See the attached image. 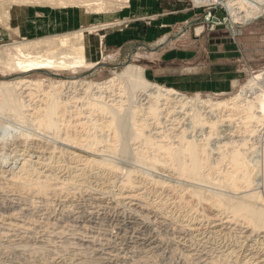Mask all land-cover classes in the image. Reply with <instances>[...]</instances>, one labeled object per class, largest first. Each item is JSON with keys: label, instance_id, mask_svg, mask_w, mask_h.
<instances>
[{"label": "bare ground", "instance_id": "6f19581e", "mask_svg": "<svg viewBox=\"0 0 264 264\" xmlns=\"http://www.w3.org/2000/svg\"><path fill=\"white\" fill-rule=\"evenodd\" d=\"M4 1L18 4V9L40 5L77 9L87 14L120 10L130 3V0ZM256 3L245 15H239L238 5L235 6L241 0H229L226 4L233 21L241 20L247 25L264 12V0ZM204 29L200 25L195 32L200 35ZM84 37L82 30L7 45L0 49V70L22 76L33 71L54 75L49 70H92L98 63L88 59ZM26 77H0V115H8L26 126L12 135L19 140L8 145L9 152L4 144L8 135L0 133L3 144L0 198H21L28 202L40 199L48 204L51 198L65 192L84 190L103 200L116 187L110 205L94 202L86 215L74 213L75 220L86 223L109 214L113 230L128 228L130 224L135 226L134 230H141L150 218L145 213L150 206L153 210H148L155 213V219L163 218L161 227L167 233L147 232L129 243L113 230H105L108 237L104 239L99 237L101 233L85 234L84 224L75 227L71 238L66 236L69 240L66 238L62 244H57V236L48 235L49 232L37 243L33 220L18 218L22 207H12L0 212V237H11L15 247L11 249L13 246L9 244L8 248L14 261L24 254L19 264H166L160 251L167 248L165 236H168L171 252L180 256L174 264H189L193 252L200 256L201 264H264V70L253 75L234 97L218 100L204 99L199 94L189 96L174 87L152 82L145 67L130 62L102 82L54 78L47 82ZM39 134L55 142H45ZM68 141L99 153L91 152L80 160L75 155L66 163L65 152L58 150L56 154L59 145L56 143ZM118 158H131L135 165L145 166V170L123 169ZM165 176L183 181L182 186L169 184ZM148 184L163 190L171 188L173 192L181 188L183 191H179L185 192L180 195L181 201L190 196L191 210L172 222L178 227L174 229L178 230L177 236L170 237L167 231L173 225L170 228L165 222L166 203L147 201ZM194 202L202 206L203 218L212 224L207 233L192 231L198 221L193 214ZM227 224L242 226L247 233L242 236L244 239L231 237L224 228Z\"/></svg>", "mask_w": 264, "mask_h": 264}, {"label": "rangeland", "instance_id": "374dc122", "mask_svg": "<svg viewBox=\"0 0 264 264\" xmlns=\"http://www.w3.org/2000/svg\"><path fill=\"white\" fill-rule=\"evenodd\" d=\"M17 6L18 4H12L11 2L8 3L7 1L0 0V32H2V34L6 32L13 33L14 31L18 33V34H14V36L0 37V49L7 48V45H10L16 42H27L31 40L45 39L47 37H58V36L72 34L73 32H77V31L80 32L84 30L85 37L82 38V40L84 41L86 45V49H87L85 53L90 61L97 62L98 65L94 67L92 70L83 69V70H78L76 72H73V71H60L59 72V71L49 70V72L54 73V75L53 74L50 75L46 71H33V72L27 73L22 76V75H16L15 73H12V74L3 73V70L1 69L0 77H4V79L5 78L10 79L13 77L20 78V77L27 76L26 78L28 79H38V80L47 79L45 80L47 82L50 81L48 80L49 78L83 79V80H88V81L90 80V81L102 82V81H106L112 78L114 76L115 71H119L126 63L130 62V63H134V64L141 65L143 67H146L148 71H150L148 72V74L146 71L147 78L150 81L178 89L175 86L178 85V86H181V88H185V85H188L192 82L190 81L189 83L188 81H185L183 79L181 81L180 80L176 81L170 78L168 75L162 74V72L171 71L174 74H179L178 72L183 71V69L186 68L184 66H191L192 71L196 70L199 73H203L207 69L208 65L219 64L222 62L221 64L224 63L223 65H225V67H223L225 71L227 72L230 71L231 73H234L237 80H239L236 82L234 88L226 92H217V93L202 92V91H186V90L184 91L182 89L181 90L178 89L189 96H195L196 94H199L204 99L212 98L214 100H218V99H227V98L234 97L237 94V92L240 91L242 86L246 84L253 77V75L257 74L259 71L264 70V17L245 25L242 28V33L239 34L235 39H232V34L230 30L226 28L225 26L224 28L218 27L216 29H213L214 24L211 22V18L206 19L207 9L195 7L191 0H130V3H128V5L124 6L120 10L103 11L101 13H90V14L84 13L77 9H74L71 11L64 10V9H61V10L54 9L51 6L34 5L31 7H28V9L25 8L24 6H22L21 9H18ZM184 8H188L185 12H189V13L193 12L194 15L192 14L193 15L191 16L192 18L189 20V23H187V25L184 28H183V22L176 25V27L174 26V28H172L175 31H177V33L180 31V29L181 31L177 35L171 37L170 41L180 40L181 43L187 41L190 49L194 53H196L195 54L196 58L194 59V61L192 63H188L189 65H183L185 64L183 61L184 59L179 58V56L177 55L178 56L177 60H179L180 63L173 64L176 58H173L172 63H171V60L169 61L170 58L168 57L169 52L166 53L167 58H165V60L164 59L160 60V58L158 57L157 58H147L145 55H151L154 52L162 51L167 46V43L162 44L160 46H156V41L158 38L153 41L149 39L147 43L146 36H149V38L150 36L153 37L154 34L152 33H154L157 30L155 29L156 28L155 23L159 21L158 20L159 17L155 15L158 13L164 14L163 16L165 17L168 15H178L181 12L180 10ZM157 9H161L160 12ZM34 11L36 12L34 13ZM215 15L222 18L225 16V13L223 11H218ZM28 18H32L36 21H39V20L45 21L46 22L45 29L47 28L48 29L46 31L43 30L37 33H32L30 35L29 34L21 35L20 30L22 26L24 25V23L26 22V19ZM48 21L51 23L52 21L57 22L55 29L52 28L51 24H49V27H48ZM106 24H110V25H106ZM200 25H204L205 29L201 32L200 35H197L195 32V29L197 26H200ZM77 36L79 35L77 34ZM223 39H226L227 42L229 40H232L234 42V44L230 45L231 50L226 52L224 56L223 55L220 56L221 58L210 57V53H209L210 51H208L209 50L208 45H214V44H219V45L224 44L225 45L227 42L217 43V40H223ZM170 41H168V43ZM181 43L177 44L179 47L177 48L178 50L182 48H186V47H183L184 44L182 45ZM146 44H149L151 49L146 48L145 47ZM198 46L200 48L199 50H197ZM135 50H137L140 53V55H136ZM177 53L179 54V51H177ZM170 63L172 64L171 66L173 67L175 66V67L169 68ZM179 65L181 67H179ZM173 71H176V73ZM153 72L155 74H158V73L161 74L159 75L160 77L156 76L155 79L150 77V75L151 76L153 75ZM1 121L3 122V125L0 124V133L1 134L6 133L8 135L7 137L9 139L6 140L8 142L6 143L5 141L4 144H6V148H7L6 151L9 152L8 148L10 146L8 147V145L13 144L16 140L17 141L19 140L18 136L17 138H13L12 135L14 134L16 135V133L19 132L18 130H23L25 129L26 126H23L22 124L21 125L18 124L13 119H11L8 115H4V116L0 115V122ZM31 128L32 127H29L28 129L30 130ZM88 130H89V127H88ZM39 136L45 142H50V143L55 142L53 139L48 140L47 136H44L42 134H39ZM82 138H85V134L82 135ZM56 144L57 145L59 144L58 147L56 148L57 149L56 154H59V151L61 150L62 152H65L64 154L67 160L65 161L66 163L71 162L72 161L71 158L74 157L75 155L79 156L77 160H80V159H84L86 157L85 155L87 156L90 155L91 152L99 153L96 150H92L88 147L78 145L70 141H68L67 143L58 142ZM0 145H3V144L1 143ZM118 162L121 164L123 169L135 167L139 170H145V166L135 165L137 163L134 162L133 159L131 158L130 159L118 158ZM80 163L81 161H79L76 164H80ZM5 169H8V167H5ZM158 176H162V175H158ZM166 177L167 176H165L164 178ZM167 178L168 179L166 180L169 182V184L171 183L178 187L182 186L183 181L177 179L176 177H170V178L167 177ZM150 185L151 184H148V186H146V189H145V194L147 196L144 194L145 197L148 199L147 201L150 203L152 202H155V203L165 202L166 203L165 211L168 214L167 215L168 219L165 220V222L171 225L170 228L172 227V225L174 227V228L172 227L171 230L167 228V231L170 234V237L172 235L177 236L179 234L178 230H174L177 226L175 224H172V222L174 221L173 219L182 218V215L184 214L186 210L188 209L191 210V208H189L190 206L188 207L189 205L188 202L191 199L190 196H187L189 198L186 197V201H181L180 195L185 193V192H182V193L180 192V191H183L181 188L178 189V192H176L175 190L173 192V189L171 188H166L165 190H163V189H158L155 186H150ZM116 190L117 188L115 187L112 190V193L108 194L103 200L97 199L99 196L90 195L87 191H84V190L79 191V192L69 191L70 193L65 192L63 195H59L58 198L56 196L53 197L54 199L51 198L48 204H46L45 202H42L40 199H34V201L30 200L28 202V200L21 199V198L10 200V198L8 197H4V198L2 197L0 198V202L1 201L3 202V203L1 202L2 209H0V212H4L7 209H12V207L13 208L22 207V210L18 212V216H20L18 218L25 220V221L33 220V227L37 231V234H38L34 241L35 242L38 241L37 243H40V239L42 238V235H45L46 233L48 234L49 232L48 235L57 236L55 237L57 238L55 239V241H57V244H62V241L63 240L66 241L67 237L71 238L70 234L75 227L80 228L81 225H84V224H86L87 226V229H86L87 231L86 230L84 231L85 234L90 235L93 233L95 234L101 233L99 237L104 239L105 237H108L106 232L107 231L109 232V230H113L112 229L113 228L112 219L110 218L109 214L101 216L102 219L101 220L98 219L99 221L98 220L96 221L94 220L86 221L85 220L86 223L85 222L79 223L78 221L75 220L74 213L77 214V211H78L80 216L86 215L87 211L91 209L90 206L92 207L93 205H95V203H99V201H103V205L107 207L108 205H110L109 202L111 203L114 200V196L112 194H114ZM22 201L24 204L21 203ZM38 203H40L41 205ZM181 203L184 205H182ZM199 206L202 208V206L198 205L196 202L193 203V209H194L193 214H195V217L198 218L196 220L199 221V222L196 221L197 224L195 225L196 227L195 231L192 230L193 233H196V234L207 233L208 230L210 231L211 226H212V224H210L207 220H205L206 218H203L202 213L204 214L205 211L203 210V208L201 209ZM149 207L150 206H148V209H151V207L150 208ZM71 208L74 210H72ZM144 208L147 209V206H145ZM195 208L199 209L198 210L199 212H196ZM148 209L147 211L145 210V213H148L150 218L146 220V226L142 228L141 230H139V228L138 230L137 229L134 230L135 226L132 227V225L130 224L128 228L126 227L114 228L113 231L115 233L118 232L117 235L119 234L118 236H122L123 240L129 243H131L134 240L136 241L139 238L143 237L144 234H146L147 232L157 233V231H159L161 233H164L165 232L163 230L164 227H161L162 223L160 222V221H163V218L156 217L155 219L153 217L155 213H153L152 211H149ZM50 212L52 214H50ZM126 212L127 211H125V213ZM71 222H73V224ZM48 223L50 226L49 225L47 226ZM74 224L75 225L77 224V225L74 226ZM65 225L66 227H64ZM67 225L71 227L69 228ZM232 225L227 224L226 225L227 227L226 226L224 227L225 229L227 228L226 230L229 231L230 236L231 237L237 236V237H241V239H244L242 238V236L247 234L245 232V229L241 228L242 226H238L236 224H232ZM125 228L127 229V231H125ZM58 231L59 232L64 231V232H62L61 234ZM53 232H56L60 236H58L56 233L52 234ZM4 237L5 236L0 237V254H1L0 264H19L25 255L23 254L19 259L14 261L15 259L13 258V255L9 252L10 248L8 247L13 246L11 247L12 249L15 247V245H13V243L11 242L12 241L11 237L9 236L5 238ZM6 238L8 239L6 240ZM68 238L67 240H69ZM168 238H169L168 236H165L166 242L168 241L165 246L167 248L165 250L162 249L160 251V257L163 254L161 259L165 260L163 261L164 263L166 262V264H174L175 262H178V260L180 259V256L179 255L177 256L176 253L174 254V252H171V243H170V239ZM34 241H30V243H33ZM13 242H16V241H13ZM6 251L7 253H5ZM193 253L194 255L192 256V259L190 260L191 262H188V263L189 264H196V263L201 264L202 259L200 258V256L199 255L196 256L197 252H193ZM169 260L170 262H167Z\"/></svg>", "mask_w": 264, "mask_h": 264}, {"label": "crops", "instance_id": "0c3cea01", "mask_svg": "<svg viewBox=\"0 0 264 264\" xmlns=\"http://www.w3.org/2000/svg\"><path fill=\"white\" fill-rule=\"evenodd\" d=\"M188 8H184L182 10H180V14L178 15H168V16H163L164 14H161V13H158L156 14L155 16L159 17L158 20L155 24H156V28L157 29L152 36H146V40H147V43L149 41V39H151V41L153 40H156L157 38V41H156V46H160L162 44H166L167 43V46L165 47L164 50L162 51H159V52H154L153 54L151 55H145L147 58H160V60H165V58H167V54L169 52V55L168 57L170 58L169 61L171 60V63H172V60L173 58H176L175 62H173V64H176V63H180L179 60H177L178 56L179 58H183L184 60V63L183 65H189L188 63H192L194 61V59L196 58V53H194L189 45H188V42H180V40H171V37L177 35L180 31L177 33V31H175L174 29V26L176 27V25L180 24L181 22H183V28L187 25V23H189V20L192 18L191 16H193V12H185ZM159 12L161 9H157ZM156 11V10H155ZM36 11H34L35 13ZM155 13V12H154ZM176 13V11H175ZM193 14V15H192ZM33 20V21H32ZM25 21V20H24ZM49 24H51L52 28L55 29L56 25H57V22H54L52 21L49 22L48 21V27H49ZM46 27V22L45 21H36L32 18H28L26 19V22L24 23V25L22 26L21 28V35H30L32 33H37L39 31H46L47 29H45ZM173 30V31H172ZM14 34H18L16 33L15 31L13 33H3L0 32V37H3V36H14ZM152 37V38H151ZM150 41V42H151ZM168 41H170L168 43ZM178 43H181L182 45L184 44L183 47H186V48H182V49H177L179 48L178 47ZM234 44V42L232 40H229L225 45L224 44H214V45H208V51H210V57L214 58V57H218V58H221L220 56H224L226 52H228L229 50H231L230 48V45ZM146 48L148 49H151L150 48V45L149 44H146L145 46ZM199 46L197 47V50H199ZM177 51H179V54L177 53ZM136 52V55H140V53L135 50ZM178 55V56H177ZM130 56V54H129ZM169 64V68L170 67H173L171 66L172 64ZM222 63V62H221ZM210 64L207 66V69L205 70V72L203 73H199L197 72L196 70L195 71H192V67L191 66H184L186 67L185 69H183V71H180L178 72L179 74H174L172 73L171 71H164L162 72V74L164 75H168L170 78L174 79V80H185V81H188L190 83V81L192 83L188 84V85H185V88H181V86H175L177 87L178 89H182V90H186V91H202V92H226L232 88L235 87V84L237 81V78L235 76L234 73H231L230 71H225V69L223 67H225V65L223 64ZM175 67V66H174ZM173 67V68H174ZM177 67V66H176ZM179 67H181L179 65ZM146 68V67H145ZM194 68V67H193ZM146 71H147V74L148 72V69L146 68ZM176 73V71H173ZM159 75L161 74H155L153 72V75L150 77L154 78L157 76V77H160Z\"/></svg>", "mask_w": 264, "mask_h": 264}, {"label": "built area", "instance_id": "2783aa9c", "mask_svg": "<svg viewBox=\"0 0 264 264\" xmlns=\"http://www.w3.org/2000/svg\"><path fill=\"white\" fill-rule=\"evenodd\" d=\"M193 5L195 7L198 8H206L207 9V16L206 18L210 19L211 18V22L215 25H213V29H216L220 26H225L226 28H228L232 34V39H235L239 34L242 33V28L245 26V24H243V21H238L235 22L232 19V15L228 9L227 6V2L229 0H191ZM244 1V2H243ZM257 0H241V4H235L240 6H237V9L239 11V15H245L246 14V10L247 9H253V5L257 6L258 4L256 3ZM259 3V2H258ZM261 6V5H260ZM218 11H223L225 13L224 17H218L215 14ZM215 17H217V21L214 20ZM264 17V12L260 13L257 17H255L253 21L258 20L260 18ZM248 24V23H247Z\"/></svg>", "mask_w": 264, "mask_h": 264}, {"label": "water", "instance_id": "95a60500", "mask_svg": "<svg viewBox=\"0 0 264 264\" xmlns=\"http://www.w3.org/2000/svg\"><path fill=\"white\" fill-rule=\"evenodd\" d=\"M219 28H224V26H220ZM213 42V41H212ZM220 42H227L226 39H223V40H217V43H220Z\"/></svg>", "mask_w": 264, "mask_h": 264}]
</instances>
